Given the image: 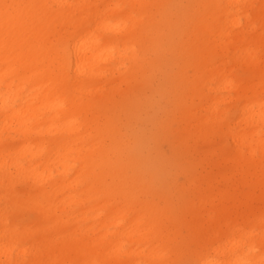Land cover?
I'll return each mask as SVG.
<instances>
[{
    "label": "bare ground",
    "instance_id": "bare-ground-1",
    "mask_svg": "<svg viewBox=\"0 0 264 264\" xmlns=\"http://www.w3.org/2000/svg\"><path fill=\"white\" fill-rule=\"evenodd\" d=\"M163 1L35 0L56 6L36 10L47 22L37 21L13 55L0 49V264H170L168 251L176 255L165 235L169 202L144 197L157 192L131 168L140 157L124 148L129 137L109 111H96L80 96L90 92L83 83H94L111 59L112 42L102 48L98 32L111 31L133 49L144 19L135 15L146 14L152 26L155 15L178 20L174 9L146 10ZM199 4V63L203 81L215 87L197 85L205 114L184 112L190 121L179 144L203 139L218 157L210 162L216 170L211 181H223L218 168L224 166L249 189L227 204L217 185H194L196 197L187 207L193 258L197 264H264V0ZM48 52L55 60L45 62L41 53ZM233 66L245 75H234ZM122 97L128 101L127 91ZM10 134L18 137L15 145ZM255 198L258 204L250 205ZM21 209L34 218L17 230L9 219Z\"/></svg>",
    "mask_w": 264,
    "mask_h": 264
},
{
    "label": "rangeland",
    "instance_id": "rangeland-1",
    "mask_svg": "<svg viewBox=\"0 0 264 264\" xmlns=\"http://www.w3.org/2000/svg\"><path fill=\"white\" fill-rule=\"evenodd\" d=\"M199 1L164 0L160 6L156 5V9L149 2L150 6L146 10L174 9L173 15L179 18L171 21L167 17L155 15L157 22L152 26L145 18L146 14L135 15L144 19L139 36L142 39L133 49H129V44H125L113 32L99 31L102 48L108 47L104 45L105 40L112 42L113 48L109 53L111 59L94 83H83L90 92L80 94L96 111H109L120 133L126 138L129 137L124 148L128 147L140 157L135 166L130 163L131 168L143 174L148 173L141 174V178L149 179L157 192L154 195L145 194L144 197H154L152 199L159 205L169 202L167 223L170 226L165 235L170 238L169 246L176 248L175 256L171 253L173 250L167 253L172 258L170 264H197L193 258L197 247L194 234L189 228L190 216L187 211V207L191 206L196 197L194 185L198 184L201 188L217 185L221 192L218 194L222 195L221 199L227 204L231 203L233 195L240 196L249 189L247 183L241 182L224 166L218 168L223 173V181L218 184L211 181L209 176L215 174L216 170L211 167L210 162L213 164L218 157L216 153H211L210 146L203 143V139L191 138L188 146L179 144V137L190 121L184 112L195 113L196 116L205 114L200 106L202 97L198 90L195 91L197 85L203 83L215 87L214 82L203 81L206 70L199 63L202 56L199 48L201 35L197 27V18L202 14ZM24 3L34 4L35 0H24ZM104 5L105 3H99L98 8L102 9ZM35 12L37 21L47 22V17L42 12ZM109 18V23L115 25L116 19L113 16ZM57 46L60 51L66 49L62 42H58ZM212 61L215 65L220 62L214 55ZM232 72L239 77L245 75V70L240 66H233ZM123 78H127V82ZM95 91L107 99V103L98 99ZM126 91L128 101H124L122 97ZM214 92L219 95L218 91ZM232 112H229L230 117ZM8 139L15 145L18 137L10 134ZM22 162L26 164V161ZM10 171L17 178L18 174L11 169ZM249 204L256 206L258 200L255 198ZM201 211L206 212V209ZM33 218L32 213L21 209L9 222L18 230L31 225ZM262 218L264 219V215ZM86 223H80L81 227ZM49 227L50 234L55 236V230Z\"/></svg>",
    "mask_w": 264,
    "mask_h": 264
},
{
    "label": "snow or ice",
    "instance_id": "snow-or-ice-1",
    "mask_svg": "<svg viewBox=\"0 0 264 264\" xmlns=\"http://www.w3.org/2000/svg\"><path fill=\"white\" fill-rule=\"evenodd\" d=\"M54 5L43 4H0V49L6 56L13 55L20 45L21 39L28 37L37 26L35 10H44ZM48 59L55 60L52 52L41 53ZM208 264V262H205Z\"/></svg>",
    "mask_w": 264,
    "mask_h": 264
}]
</instances>
